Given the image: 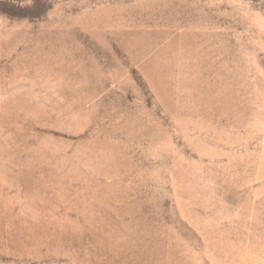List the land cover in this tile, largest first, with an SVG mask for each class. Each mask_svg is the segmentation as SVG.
Listing matches in <instances>:
<instances>
[{
  "label": "rangeland",
  "instance_id": "374dc122",
  "mask_svg": "<svg viewBox=\"0 0 264 264\" xmlns=\"http://www.w3.org/2000/svg\"><path fill=\"white\" fill-rule=\"evenodd\" d=\"M0 264H264V0H0Z\"/></svg>",
  "mask_w": 264,
  "mask_h": 264
}]
</instances>
